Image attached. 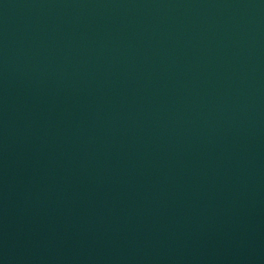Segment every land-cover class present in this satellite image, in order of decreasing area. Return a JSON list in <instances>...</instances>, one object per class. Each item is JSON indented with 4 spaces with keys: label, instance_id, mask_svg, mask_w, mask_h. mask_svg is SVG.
I'll return each instance as SVG.
<instances>
[{
    "label": "water",
    "instance_id": "95a60500",
    "mask_svg": "<svg viewBox=\"0 0 264 264\" xmlns=\"http://www.w3.org/2000/svg\"><path fill=\"white\" fill-rule=\"evenodd\" d=\"M0 264H264V0H0Z\"/></svg>",
    "mask_w": 264,
    "mask_h": 264
}]
</instances>
